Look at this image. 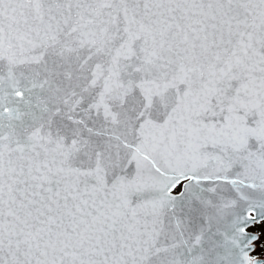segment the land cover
<instances>
[{"label": "snow or ice", "instance_id": "snow-or-ice-1", "mask_svg": "<svg viewBox=\"0 0 264 264\" xmlns=\"http://www.w3.org/2000/svg\"><path fill=\"white\" fill-rule=\"evenodd\" d=\"M0 264H264V0H0Z\"/></svg>", "mask_w": 264, "mask_h": 264}]
</instances>
